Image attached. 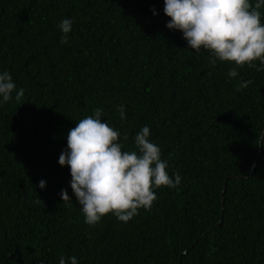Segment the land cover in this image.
<instances>
[{
    "label": "trees",
    "instance_id": "1",
    "mask_svg": "<svg viewBox=\"0 0 264 264\" xmlns=\"http://www.w3.org/2000/svg\"><path fill=\"white\" fill-rule=\"evenodd\" d=\"M163 8L0 0V72L16 84L0 105V264H264V70L230 78L233 64L195 53ZM242 80L251 83L237 90ZM97 108L122 150L149 127L168 174L181 177L127 223L108 214L87 224L58 163L69 130Z\"/></svg>",
    "mask_w": 264,
    "mask_h": 264
},
{
    "label": "clouds",
    "instance_id": "2",
    "mask_svg": "<svg viewBox=\"0 0 264 264\" xmlns=\"http://www.w3.org/2000/svg\"><path fill=\"white\" fill-rule=\"evenodd\" d=\"M264 0H164V14L169 17L168 29L182 32L190 49L195 53L211 54L210 63L216 61L233 64L228 76H238L244 67L264 70V23L260 9ZM155 15V11L153 10ZM65 34L61 43L67 44L72 21L64 19L59 25ZM261 67H257V65ZM243 81L237 90L247 87ZM16 84L8 71L0 72V105L12 100ZM24 89L15 96L20 100ZM120 119L125 109H118ZM102 109L88 116L69 130L67 148L59 156L60 166L70 170V187L81 206L85 222L98 224L108 214L127 223L140 209L151 211L158 199L156 189L175 188L180 175L168 174V163L161 158L160 147L150 140V128L143 127L134 137L136 150H122L120 132L102 122ZM128 137L125 135L124 139ZM261 144H264L262 142ZM45 187V181L38 185ZM62 202L71 201L67 190L59 193ZM37 204L43 203L39 198ZM70 264H78L75 256ZM59 264H66L61 257Z\"/></svg>",
    "mask_w": 264,
    "mask_h": 264
},
{
    "label": "water",
    "instance_id": "3",
    "mask_svg": "<svg viewBox=\"0 0 264 264\" xmlns=\"http://www.w3.org/2000/svg\"><path fill=\"white\" fill-rule=\"evenodd\" d=\"M254 166H252V170H253ZM225 186L223 187V192H224ZM211 228H209L207 231H209Z\"/></svg>",
    "mask_w": 264,
    "mask_h": 264
}]
</instances>
